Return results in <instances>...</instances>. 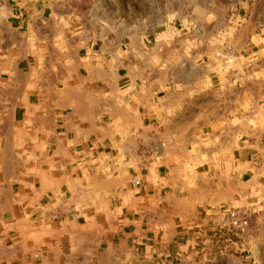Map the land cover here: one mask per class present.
I'll use <instances>...</instances> for the list:
<instances>
[{
    "label": "rangeland",
    "instance_id": "rangeland-1",
    "mask_svg": "<svg viewBox=\"0 0 264 264\" xmlns=\"http://www.w3.org/2000/svg\"><path fill=\"white\" fill-rule=\"evenodd\" d=\"M37 7L44 16L36 22L57 23L61 28L56 32L34 30L11 10ZM51 56L55 62L48 61ZM22 60L31 62L22 63L23 72L17 73ZM87 60L89 68L84 63ZM212 72L221 76L227 91L253 92L252 98L257 92L258 100L264 102V0H0L1 200L21 197L20 187L29 184L35 191L56 188L62 180L48 175L47 168L63 166L76 174L81 170L82 178L65 186L64 197L76 201L80 212L94 209L102 215L100 229L109 224V231H117L122 207L112 212V205L122 200L127 205L138 191L132 190L129 173L141 164L134 135L139 126L130 115L131 106L141 104L137 94L147 97L170 86L189 87L190 93L182 100L194 99V123L198 125L222 111L218 110L219 95L207 93L211 84L203 78ZM77 73L81 75L78 80ZM21 77H26L27 84L15 86V79ZM16 90L17 98L24 100L30 92H39V104H27L25 120L18 125L9 109ZM242 108L245 117L238 122L233 143L240 136H264V105L254 107L247 99ZM59 133L66 138L64 150L45 142L46 135ZM81 142L91 159L84 158L79 165L80 154L74 148ZM89 146L95 147L90 150ZM226 149L231 151L232 145ZM187 177L165 195L166 202L177 204L169 218L174 214L192 217L199 207L222 206L224 210L226 206L248 220V229L242 232L230 220L224 221L222 231L208 241L199 237L190 250L167 259L152 257L141 264H264V186H259L258 198L249 203L246 187L204 189L206 180ZM55 195L60 202L61 192ZM54 209L53 205L17 208L1 202L5 263L13 258L8 245L15 230L9 221L15 213L18 230L27 236L24 242L33 247L36 263L64 264L59 256L50 263L43 255L51 228L42 220ZM99 244L82 240V264H96ZM57 250L58 244L59 255ZM107 261L139 264L131 256L124 260L111 256Z\"/></svg>",
    "mask_w": 264,
    "mask_h": 264
},
{
    "label": "crops",
    "instance_id": "crops-1",
    "mask_svg": "<svg viewBox=\"0 0 264 264\" xmlns=\"http://www.w3.org/2000/svg\"><path fill=\"white\" fill-rule=\"evenodd\" d=\"M11 10L12 14L15 10L17 17H21V21L31 25L34 30L56 32L61 28L57 23L36 22L40 17L39 20H42L44 16V12L38 7L36 10H27V8ZM52 36L50 33L49 37L52 38ZM250 56L251 54H248L247 58ZM85 58L88 57L85 56ZM48 61L55 62V58L51 56ZM27 62L31 60H22L17 64V73L23 72L21 65ZM84 63L86 68L90 67L89 60ZM79 73L81 74V71ZM79 73L75 76L77 80L82 75ZM203 78H207V83L211 84V89L207 93L219 95L218 110L222 111L208 117L198 125L194 123V99L182 100L183 95L190 93L189 87L170 86L169 90L164 92L147 93V97L141 93L137 94L141 104L138 108L131 106L130 115L139 126L134 129V135L139 143L137 154L141 164L138 169H130L129 173L132 176L130 186L133 191H138L127 205L124 200L112 205V212L115 211L116 206L122 207L119 215L121 223L117 231H109V224L106 225L105 230L100 229L99 219L102 215L94 209L80 212L77 210L76 201H70V198L64 197L65 186L73 183L74 179L82 178L81 170L78 171L79 174H76L66 171L63 166H58L55 170L47 168L48 175L62 180L56 188H41L35 191L29 184L20 187L21 197L4 201L0 198V204L2 202L7 205L9 202L11 206L17 208L56 206V209L51 210L42 220L51 228L49 247L43 253L50 263H55L59 256L58 261L64 264H82L81 242L83 239H93L100 243L101 250L99 251L98 248V253L94 254L96 264H109L107 258L111 256L123 260L131 256L134 262L141 264L152 257L160 258L164 255L167 259V257L177 256L183 249H192L190 245L195 239L200 237L208 241L216 236L222 231L221 224L230 220L222 206L199 207L192 217L174 214L172 218H169L177 204L173 201L166 202L165 195L175 190L173 188L171 191L172 186L185 176L206 180L208 183L202 184L204 189L246 187L244 194L248 196V202L252 198H258L257 193L261 191L259 186H264V136L260 138L257 135L240 136L236 143H233V136L237 135L240 129L238 122L245 117L242 108L244 102L250 99L254 107L264 105V102L261 103L258 100L257 92L254 93L255 98H252L253 92H236V88H229L227 91L218 73L212 72ZM26 82V77L17 78L15 86H25ZM197 82L192 84H198ZM17 93V90L15 95L12 93L14 96L9 100V109L13 111L12 118L16 124L24 122L27 104H39L36 101L39 92H30L27 100L23 97L17 98ZM261 93L263 96L261 99H264V90ZM19 113H21V119H19ZM46 136L45 142L48 145L57 144V149H65L66 138L63 133H59L58 136ZM230 144L232 150L226 151V147ZM94 147L89 146V149ZM87 150L83 142L75 146L74 152L80 154L77 159L79 165L84 163V158L86 161L87 157L91 159ZM66 160L63 158L61 162L65 163ZM59 192L62 195L59 198L60 202H57L55 193ZM236 199L240 200L239 197ZM16 211L18 213L19 210ZM17 216L12 213L9 221L15 231L10 233L11 243L8 245L13 258L6 263L2 256L0 225V264H37L38 259L35 258L33 247L24 242L27 236H23L22 231L18 230ZM93 219L95 221H92ZM87 227L90 228L89 231ZM57 244L59 255L56 252ZM51 246L54 248L52 249ZM135 258H139V261ZM44 263L43 260L42 264Z\"/></svg>",
    "mask_w": 264,
    "mask_h": 264
},
{
    "label": "built area",
    "instance_id": "built-area-1",
    "mask_svg": "<svg viewBox=\"0 0 264 264\" xmlns=\"http://www.w3.org/2000/svg\"><path fill=\"white\" fill-rule=\"evenodd\" d=\"M224 211L227 212V216L230 217V224L238 227L242 232H246L248 229V220L239 216V212L233 207L223 206Z\"/></svg>",
    "mask_w": 264,
    "mask_h": 264
}]
</instances>
